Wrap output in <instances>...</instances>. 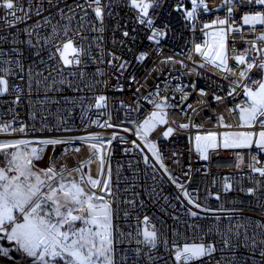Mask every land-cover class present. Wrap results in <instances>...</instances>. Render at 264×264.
I'll return each mask as SVG.
<instances>
[{"label": "built area", "instance_id": "obj_1", "mask_svg": "<svg viewBox=\"0 0 264 264\" xmlns=\"http://www.w3.org/2000/svg\"><path fill=\"white\" fill-rule=\"evenodd\" d=\"M263 78L264 0H0V141L52 142L43 176L82 184L106 155L110 264H264V105L240 116Z\"/></svg>", "mask_w": 264, "mask_h": 264}, {"label": "rangeland", "instance_id": "obj_2", "mask_svg": "<svg viewBox=\"0 0 264 264\" xmlns=\"http://www.w3.org/2000/svg\"><path fill=\"white\" fill-rule=\"evenodd\" d=\"M190 0H187L189 2ZM206 2L207 0H202ZM218 39L210 41V45H216ZM222 41V42H223ZM221 42V43H222ZM218 45V44H217ZM212 50L224 51L218 46H211ZM69 52H74L68 48ZM220 52V53H221ZM225 52V51H224ZM226 53L224 61L226 62ZM254 80L253 82H255ZM6 91V83L0 79V94ZM247 97L255 105L253 110H241L240 116L244 121H248L252 125L257 120L264 105V78L261 82L247 92ZM103 98L100 100L102 104ZM165 123V119L160 116L159 112L153 113L148 124L144 127L143 132L149 135L153 130ZM170 134V131L167 135ZM260 139L264 142V132L260 134ZM9 144V142H0V147ZM52 142H34L27 145H15L0 149V169L7 171V176L0 179V184H6L11 177H22L24 174L30 176L31 182L40 186H46V199H54L56 189L58 187L59 196L66 200L67 208L70 207L73 218L65 221L64 238L67 242L60 245V250H49L45 255H39L37 258L26 259L20 255L18 250L8 241L6 250L0 253V257L9 260L11 264H110V225H109V202L110 194L108 192V165L106 155L99 151L96 147V156H93L86 163L85 172L91 174L90 165L93 160L104 159L101 163L103 174L99 177H91L90 185L86 180L82 184L84 173L81 170H75L63 175L57 180H53L52 176L44 177L46 172V163L51 152ZM32 159V165L28 166V160ZM33 167V169L31 168ZM29 170V172H28ZM37 185V186H38ZM1 186V185H0ZM2 187V186H1ZM39 188V186H38ZM2 189H4L2 187ZM5 190V189H4ZM36 192V190H34ZM38 193V192H36ZM77 197L78 202L75 203ZM64 209L59 211L62 218H65ZM64 216V217H63ZM144 236L147 241L152 242V236L146 229ZM50 241L53 240L49 238ZM53 243L55 240L52 241ZM183 253H191L194 257L204 256L205 247L203 245H186ZM9 263V262H8ZM9 263V264H10Z\"/></svg>", "mask_w": 264, "mask_h": 264}, {"label": "crops", "instance_id": "obj_3", "mask_svg": "<svg viewBox=\"0 0 264 264\" xmlns=\"http://www.w3.org/2000/svg\"><path fill=\"white\" fill-rule=\"evenodd\" d=\"M7 175V171L0 169V179ZM24 176L30 180L28 174ZM17 180V177H11L6 184H0L10 197H0V253L6 250L8 241L26 259L40 258L39 255H45L49 250H60V245L67 242L63 230L67 219L59 214L62 208H67L66 200L59 196L57 186L53 188L57 195L48 200L44 197L46 186L37 184L39 191L36 193L17 185ZM19 207L28 214H22ZM70 209L63 212H71Z\"/></svg>", "mask_w": 264, "mask_h": 264}, {"label": "bare ground", "instance_id": "obj_4", "mask_svg": "<svg viewBox=\"0 0 264 264\" xmlns=\"http://www.w3.org/2000/svg\"><path fill=\"white\" fill-rule=\"evenodd\" d=\"M223 41V39H218L217 40V44H218V46H219V48H221L222 49V47L220 46L221 45V42ZM91 141H92V143H94V141H93V139H88V144L89 143H91ZM1 142V141H0ZM6 142V141H5ZM9 146H11V145H8V144H5V146H1L0 147V149H3V148H6V147H9ZM92 151L94 152V153H96V148L95 147H93L92 148ZM101 161H103L104 162V159H96V160H93L92 161V163H91V165H90V172H91V175H93L94 177H99L100 175H102L103 174V169H104V167H102V165H101V163H103V162H101Z\"/></svg>", "mask_w": 264, "mask_h": 264}, {"label": "water", "instance_id": "obj_5", "mask_svg": "<svg viewBox=\"0 0 264 264\" xmlns=\"http://www.w3.org/2000/svg\"><path fill=\"white\" fill-rule=\"evenodd\" d=\"M224 57H225V52L222 51V52L219 54L218 58H217L218 63H223V61H224ZM0 264H5V263H0Z\"/></svg>", "mask_w": 264, "mask_h": 264}, {"label": "trees", "instance_id": "obj_6", "mask_svg": "<svg viewBox=\"0 0 264 264\" xmlns=\"http://www.w3.org/2000/svg\"><path fill=\"white\" fill-rule=\"evenodd\" d=\"M2 165L0 164V167H1ZM86 168H87V166H86ZM0 263H5V264H9L8 262H7V260L6 259H3L2 257H0Z\"/></svg>", "mask_w": 264, "mask_h": 264}]
</instances>
